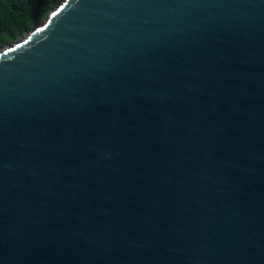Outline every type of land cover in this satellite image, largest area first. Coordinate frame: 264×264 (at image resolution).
I'll list each match as a JSON object with an SVG mask.
<instances>
[{"label":"water","instance_id":"1","mask_svg":"<svg viewBox=\"0 0 264 264\" xmlns=\"http://www.w3.org/2000/svg\"><path fill=\"white\" fill-rule=\"evenodd\" d=\"M0 264H264V0H63L0 50Z\"/></svg>","mask_w":264,"mask_h":264},{"label":"trees","instance_id":"2","mask_svg":"<svg viewBox=\"0 0 264 264\" xmlns=\"http://www.w3.org/2000/svg\"><path fill=\"white\" fill-rule=\"evenodd\" d=\"M63 0H0V50L42 24Z\"/></svg>","mask_w":264,"mask_h":264}]
</instances>
